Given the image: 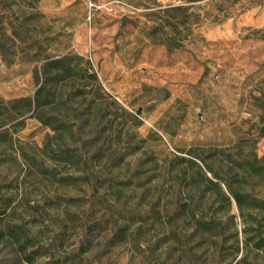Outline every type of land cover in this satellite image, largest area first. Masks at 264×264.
I'll list each match as a JSON object with an SVG mask.
<instances>
[{"label":"rangeland","instance_id":"374dc122","mask_svg":"<svg viewBox=\"0 0 264 264\" xmlns=\"http://www.w3.org/2000/svg\"><path fill=\"white\" fill-rule=\"evenodd\" d=\"M65 55L101 103L4 109ZM229 190L264 202V0H0V264H264Z\"/></svg>","mask_w":264,"mask_h":264},{"label":"trees","instance_id":"16d2710c","mask_svg":"<svg viewBox=\"0 0 264 264\" xmlns=\"http://www.w3.org/2000/svg\"><path fill=\"white\" fill-rule=\"evenodd\" d=\"M177 23L182 24V21L177 20ZM174 25L173 28L175 29L177 27L176 22ZM161 44H164L167 49H173L174 47V44L168 38H164ZM40 78L41 83L32 97H24L9 104H4V109L7 110L9 108L11 113L19 118L28 115V117L36 119L42 125L51 127L52 117L46 116V111L49 109H65L71 99H81L83 101L90 99L85 108V111H88L91 105L101 103L102 99L107 97L98 84L96 74L85 65L83 58L77 55H65L55 59H47L41 68ZM37 82H39V79ZM65 86L69 87L70 90L63 99L59 90ZM66 127V124L59 122L55 130H63ZM229 194L239 209L247 207L252 210L264 211V202L248 200L247 197L231 190H229ZM197 226L202 231L208 232L213 229V226L216 227L217 224L214 222H197ZM9 236L14 239L19 237L18 234H14L12 231L9 232ZM24 247L25 245L23 244L20 246V252H23ZM254 247L256 249H264V240L260 239ZM35 254L36 252H31L25 255V262L31 263L35 259Z\"/></svg>","mask_w":264,"mask_h":264},{"label":"built area","instance_id":"2783aa9c","mask_svg":"<svg viewBox=\"0 0 264 264\" xmlns=\"http://www.w3.org/2000/svg\"><path fill=\"white\" fill-rule=\"evenodd\" d=\"M89 7L90 8H95L96 6H95V4H89ZM89 19H90V16H89Z\"/></svg>","mask_w":264,"mask_h":264}]
</instances>
